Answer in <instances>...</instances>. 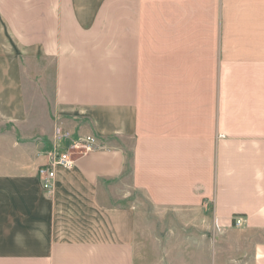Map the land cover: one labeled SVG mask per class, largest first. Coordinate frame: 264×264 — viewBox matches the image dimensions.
Listing matches in <instances>:
<instances>
[{
	"label": "crops",
	"instance_id": "0c3cea01",
	"mask_svg": "<svg viewBox=\"0 0 264 264\" xmlns=\"http://www.w3.org/2000/svg\"><path fill=\"white\" fill-rule=\"evenodd\" d=\"M0 264H264V0H0Z\"/></svg>",
	"mask_w": 264,
	"mask_h": 264
},
{
	"label": "built area",
	"instance_id": "2783aa9c",
	"mask_svg": "<svg viewBox=\"0 0 264 264\" xmlns=\"http://www.w3.org/2000/svg\"><path fill=\"white\" fill-rule=\"evenodd\" d=\"M58 137L67 138L70 142L69 147L60 151L55 149L50 161L36 170L37 179L45 193H49L54 186L56 178V169H70L77 156L90 151L93 148L94 140L91 138H83L79 140H72L64 132L57 131ZM233 227L240 228L243 225V218L234 217L232 220Z\"/></svg>",
	"mask_w": 264,
	"mask_h": 264
},
{
	"label": "rangeland",
	"instance_id": "374dc122",
	"mask_svg": "<svg viewBox=\"0 0 264 264\" xmlns=\"http://www.w3.org/2000/svg\"><path fill=\"white\" fill-rule=\"evenodd\" d=\"M57 131L63 132L62 130L56 129L52 132V134H49V135H43V133H41L43 136L40 139L38 138V139L34 140L35 143L41 142L40 145H42L43 148L41 150L40 155L43 159H45V160L48 159V162L50 161V158H52V154H53L55 149L57 150V148H59V150L62 151L65 148L69 147V145H70V142L67 138L65 139L64 137H61V138L58 137L59 134L57 133ZM65 134L68 135L69 138L72 140H79V139H83V138H91L94 140V138H92V137L86 136V137L73 138V137H71V135L69 133L66 132ZM126 156H127L126 168L128 169L129 166L131 165V161H130L131 151L127 150ZM37 168H36V170H37ZM126 174L127 175L125 176L124 182L126 184H128V181H129L128 171L126 172ZM131 195H132L131 201L136 204L139 212L142 213V216L145 217L146 219L153 220V218H152V212L153 211H152L151 205L147 202V200L140 193H136L134 191H131ZM169 216H171V215H169Z\"/></svg>",
	"mask_w": 264,
	"mask_h": 264
}]
</instances>
